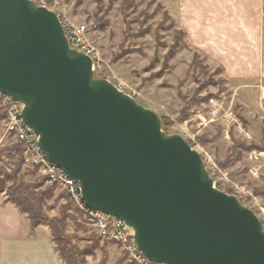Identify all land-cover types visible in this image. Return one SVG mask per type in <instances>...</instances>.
Segmentation results:
<instances>
[{
    "label": "water",
    "instance_id": "1",
    "mask_svg": "<svg viewBox=\"0 0 264 264\" xmlns=\"http://www.w3.org/2000/svg\"><path fill=\"white\" fill-rule=\"evenodd\" d=\"M0 94L23 106L50 163L87 209L125 222L157 264H264V227L216 188L201 154L69 43L59 15L0 0Z\"/></svg>",
    "mask_w": 264,
    "mask_h": 264
},
{
    "label": "rangeland",
    "instance_id": "2",
    "mask_svg": "<svg viewBox=\"0 0 264 264\" xmlns=\"http://www.w3.org/2000/svg\"><path fill=\"white\" fill-rule=\"evenodd\" d=\"M208 1L213 3L37 0V4L69 25H85L87 41L99 56L94 60L96 78L107 79L155 111L165 132L188 140L208 170L213 168L209 172L216 188L238 197L264 227V87L261 81L228 79L218 61L203 51ZM216 1V14L211 12L210 17L218 21ZM0 110L4 183L0 200L9 203L10 192L25 186L24 197L38 201L34 214L45 222L39 227L49 229L53 242L54 236L65 234L84 257L83 264H131L117 243L100 238L94 223L63 188L47 185L41 169L26 159L16 136L7 132L6 112L1 106Z\"/></svg>",
    "mask_w": 264,
    "mask_h": 264
},
{
    "label": "crops",
    "instance_id": "3",
    "mask_svg": "<svg viewBox=\"0 0 264 264\" xmlns=\"http://www.w3.org/2000/svg\"><path fill=\"white\" fill-rule=\"evenodd\" d=\"M205 4L208 13L204 14L202 27L203 51L218 61L228 79L261 81L263 89L264 0H218V21L210 17L216 11L217 1ZM183 5L188 10L187 3ZM0 264L64 262L49 229L33 228L27 215L0 200Z\"/></svg>",
    "mask_w": 264,
    "mask_h": 264
},
{
    "label": "built area",
    "instance_id": "4",
    "mask_svg": "<svg viewBox=\"0 0 264 264\" xmlns=\"http://www.w3.org/2000/svg\"><path fill=\"white\" fill-rule=\"evenodd\" d=\"M36 3L37 0H33ZM46 7V6H44ZM71 47L90 56L93 61L99 58L97 50L87 41L88 28L85 25L73 26L61 20ZM0 106L7 116V132L14 134L22 145L25 157L36 167L38 166L47 185L63 188L71 201L80 207L86 216L94 223L100 238L117 243L128 255L131 264H157L148 260L134 241V232L124 221L87 209L82 198L79 184L70 179L57 166L50 163L39 146V136L29 129L21 118L23 106L0 94ZM207 168V167H206ZM213 168L210 166L208 171ZM210 173V172H209Z\"/></svg>",
    "mask_w": 264,
    "mask_h": 264
},
{
    "label": "trees",
    "instance_id": "5",
    "mask_svg": "<svg viewBox=\"0 0 264 264\" xmlns=\"http://www.w3.org/2000/svg\"><path fill=\"white\" fill-rule=\"evenodd\" d=\"M179 35H181V33ZM1 186H4L3 181H0V187ZM24 191H26L25 186H20L19 188L12 190L9 195V203L16 206L22 214H28L27 217L31 221L33 228L39 227V225L44 224L45 222L40 219L38 214H34V212H37L35 208L37 206L36 204H38V201H36V203H31V197H24ZM54 242L57 246L56 250L64 264L84 263V257L82 254L75 251L70 239L65 234L54 236Z\"/></svg>",
    "mask_w": 264,
    "mask_h": 264
}]
</instances>
